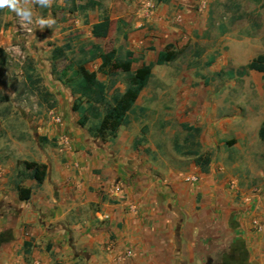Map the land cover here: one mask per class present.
Listing matches in <instances>:
<instances>
[{
  "label": "crops",
  "instance_id": "0c3cea01",
  "mask_svg": "<svg viewBox=\"0 0 264 264\" xmlns=\"http://www.w3.org/2000/svg\"><path fill=\"white\" fill-rule=\"evenodd\" d=\"M146 1L150 0H104L101 9L82 12L76 5L66 12L86 21L80 32L87 33L91 49L104 50L103 44L115 33L127 43V51L139 52L138 68L154 64L160 50L182 37V28L173 23L178 13L173 7L180 1L153 0L161 4L153 15L145 16L142 6ZM74 4H79L78 0ZM105 20L109 22L107 31ZM63 27L62 36L68 37L82 28L78 24ZM57 47L68 49L63 58L53 60L52 51ZM70 50L68 41L52 47L51 72L60 70L56 66ZM91 63L97 71L100 59ZM141 110V114L146 112ZM248 121H254V116L241 113L227 119L230 127L221 131L224 140L218 144L220 151L229 145L240 157L233 160V167L246 160L253 165L259 159L256 148L261 147V126L250 131L244 127ZM124 127L119 128L115 139L102 142L91 137L86 127L69 128L65 121H51L28 127L27 139L0 146L2 263L185 264L192 262L195 253H208L211 246H220L227 263L264 264V174L245 172L240 188L234 190L230 184L234 179L222 164L217 168L213 158L197 182L187 181L188 177L183 179L179 172L157 168L135 145L137 132L129 135ZM20 161L47 166L41 186L31 179L21 182L32 189L27 202L19 201L13 177ZM114 184L124 191L119 202L112 201L108 193ZM255 187L260 189L253 192ZM255 221L261 224L260 231ZM216 230L219 237L213 238L212 231ZM195 246L202 250H193Z\"/></svg>",
  "mask_w": 264,
  "mask_h": 264
},
{
  "label": "rangeland",
  "instance_id": "374dc122",
  "mask_svg": "<svg viewBox=\"0 0 264 264\" xmlns=\"http://www.w3.org/2000/svg\"><path fill=\"white\" fill-rule=\"evenodd\" d=\"M150 1L154 5L153 15L161 3ZM177 1L180 3L173 7L178 12L173 23L182 28V37L171 43L176 59L153 68L152 78L127 115L124 129L129 135L131 131L137 132L135 145L160 170L179 172L183 179L194 177L197 182V176L208 170V166L199 167L196 159L200 157L203 163L207 157L210 161L214 158L216 167L222 164L234 179L230 184L236 190L245 172L264 174V142L256 148L258 161L251 165L253 161L245 159L247 163L240 167L232 166L237 158L240 160L237 151H230L229 145L224 147L225 151H220L218 146L224 140L222 129L230 127L226 123L229 118L241 113L253 115L254 121L244 124L250 131L264 125V74L252 70L241 74L242 67L264 54V0ZM79 4L72 6L70 0H53L51 8L33 5L30 24L11 10L0 9V146L27 139L25 131L38 123L65 121L69 128L77 125V114L71 109L75 96L57 82V73L70 59L90 61L87 51L91 49V42L87 33L80 32L87 23L77 14L66 12ZM49 15L55 19V25L41 30L36 19ZM64 24L74 28L78 24L82 28L75 29L73 36H62ZM115 35L111 33L103 49H115L116 62L121 63L129 47ZM64 41H68L71 50L56 66L60 70L51 72L52 47ZM135 53L132 70L140 64L139 52ZM29 65L34 69L32 83L25 77ZM87 66L96 71L97 66L91 61ZM98 77L107 85V99L116 92L122 93L126 87L123 73L111 79L102 74ZM141 109L146 112L141 114ZM93 123L95 121L90 119L88 125ZM232 124L234 128L236 124ZM18 166L21 171L22 165ZM13 177L15 183L27 180L17 173ZM259 189L255 187L253 192ZM211 235L218 238L219 231H212ZM199 248L202 250L201 246L193 250ZM221 249L211 246L208 253L199 251L192 262L184 263L234 264L227 263L223 257L226 252ZM0 264L7 263L0 261Z\"/></svg>",
  "mask_w": 264,
  "mask_h": 264
},
{
  "label": "trees",
  "instance_id": "16d2710c",
  "mask_svg": "<svg viewBox=\"0 0 264 264\" xmlns=\"http://www.w3.org/2000/svg\"><path fill=\"white\" fill-rule=\"evenodd\" d=\"M74 5L75 0H71ZM82 3L77 5L79 11L101 9L104 0H81ZM104 30L107 31L109 22L103 23ZM68 47H57L52 51V59L58 60L65 56V50ZM117 52L115 49L104 51L100 48L93 47L89 51V60L100 59V65L97 71H90L86 67V62L71 59L69 63L57 73L58 80L70 90L75 100L72 104V111L78 116L77 125L81 128H87L89 135L102 142L115 139L119 128L127 124V115L132 111L137 99L143 89L147 86L152 77V68L154 65H165L176 59V54L172 44L165 46L157 53V59L154 64H142L135 70H132L134 59L132 53L126 51L125 59L117 63ZM249 70L264 74V54L253 58L249 64L242 67L241 74L245 75ZM33 66L26 68V80L32 83ZM102 74L106 78L123 73L125 76L126 87L122 93H114L110 99H107V85L100 81L97 74ZM93 119L95 123L89 124ZM259 138L264 142V125L259 129ZM210 159L207 157L203 163L200 157L196 159L199 167H206ZM23 169L17 172L20 178L34 180L39 187L43 183L47 166L33 161H23L19 163ZM15 188L18 199L21 202H27L32 195V189L16 182Z\"/></svg>",
  "mask_w": 264,
  "mask_h": 264
},
{
  "label": "clouds",
  "instance_id": "9594fccd",
  "mask_svg": "<svg viewBox=\"0 0 264 264\" xmlns=\"http://www.w3.org/2000/svg\"><path fill=\"white\" fill-rule=\"evenodd\" d=\"M53 0H0V9H9L26 23L33 22V5H39L42 8H51ZM36 23L43 30L45 27L51 28L56 21L49 15L47 18L38 17Z\"/></svg>",
  "mask_w": 264,
  "mask_h": 264
},
{
  "label": "built area",
  "instance_id": "2783aa9c",
  "mask_svg": "<svg viewBox=\"0 0 264 264\" xmlns=\"http://www.w3.org/2000/svg\"><path fill=\"white\" fill-rule=\"evenodd\" d=\"M154 10V5L151 3V1H146L143 3L142 6V12L145 16H149L151 15V13ZM187 181H191V182H195L196 178L194 177H189L186 179ZM109 195H110V199L114 202H119L121 200L124 199V191L123 188L121 187V185L119 184H114L109 188ZM107 217H102V220L106 219ZM256 230L260 231L262 229L261 224L258 222H254L253 223Z\"/></svg>",
  "mask_w": 264,
  "mask_h": 264
}]
</instances>
